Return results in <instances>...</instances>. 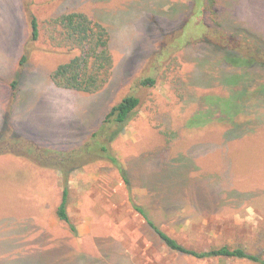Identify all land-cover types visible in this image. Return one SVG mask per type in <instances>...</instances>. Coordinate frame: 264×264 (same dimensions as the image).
Wrapping results in <instances>:
<instances>
[{
  "label": "rangeland",
  "instance_id": "obj_1",
  "mask_svg": "<svg viewBox=\"0 0 264 264\" xmlns=\"http://www.w3.org/2000/svg\"><path fill=\"white\" fill-rule=\"evenodd\" d=\"M69 11L110 33L112 76L96 94L59 89L50 80L70 56L51 47L45 26ZM191 12L192 0H0V132L69 153L121 97L140 100L108 146L129 186L108 161L77 159L68 176V223L55 214L60 171L25 153L0 155V264H254L168 250L130 200L187 248L242 246L264 259V0H205L202 24ZM202 36L222 48L176 45ZM236 50L257 52L258 60L244 70L250 81L232 87L227 74L242 70L222 57ZM144 77L155 85L136 87ZM242 90L244 99L226 100L230 113L209 117L203 97L226 99ZM197 114L211 122L188 126ZM157 157L168 159L173 175L168 183L154 179L158 197L142 185L159 173ZM163 195L182 203L167 206Z\"/></svg>",
  "mask_w": 264,
  "mask_h": 264
},
{
  "label": "trees",
  "instance_id": "obj_2",
  "mask_svg": "<svg viewBox=\"0 0 264 264\" xmlns=\"http://www.w3.org/2000/svg\"><path fill=\"white\" fill-rule=\"evenodd\" d=\"M192 1L193 12H191L190 17L197 15L200 23H203L205 0ZM31 28L32 37L35 39L38 33L35 19L31 20ZM45 37L54 50L70 56L66 62L57 65L50 74V80L55 87L92 95L102 91L109 84L112 76L113 57L110 50V33L104 24L91 19L83 12L69 11L52 17L47 21L45 26ZM190 43L208 46L212 45L210 50L215 49L217 51H219L221 47L211 43V41L205 36H202L201 38L188 37V40L184 43H178L176 40V45L179 47ZM229 52L225 54L223 53L222 63H225L232 68L239 67L242 70V74H227L230 77H233L228 81V84L233 87L240 82L245 81V83H248L250 79H248L244 70L256 65L258 60L257 52H250L246 55L237 50ZM25 60L26 58L23 57L21 60L22 63H24ZM237 76L239 78H237ZM201 77L202 75L199 74L198 78L202 79L203 77ZM155 82L156 80L154 77H144L138 79L135 82V86L150 88L155 85ZM239 92L240 91L235 92L236 94L233 93L235 96L230 95L226 99L222 97H203V101L207 104L209 117L213 116L214 118L216 117L214 115H227V113H230V109L227 107V101H234V99L238 101L239 97L242 96V99H244L245 91L240 95L238 94ZM139 104V98L133 93L121 97L120 100L106 110L100 120L99 126L91 132L87 141H85L79 149L70 150L69 153H63L61 151L52 152L53 150L38 148L36 145L16 136V134L13 135V132L10 133L7 128H3L0 132V155L11 151L19 154L25 153L33 160L42 162L44 165L60 171L63 177L62 195L55 214L58 220L68 223V176L70 171L74 170L78 165L76 163L77 159L80 161L81 158H83V162L96 161L99 159L108 161L117 169L125 185L127 187L129 186L130 181L126 169H124L119 159L110 152L108 146L109 143H111L114 138L122 132V128L131 121ZM224 104H226L225 108H223ZM240 109L241 107L231 117L232 119L239 113ZM204 116L197 114L188 122V126H202L211 122V119L208 118L206 120ZM206 117H208L207 113ZM201 118H204L205 121H200ZM216 118L217 120H220L221 116ZM232 119L229 121H232ZM156 159L160 160L157 161L156 164L160 169L159 173L155 174L154 177L142 179V185L150 191H153L155 194L158 192V194L155 195L158 197L159 191L154 188V179L160 177V179L163 180L162 182L165 183L167 182V179L172 178L173 175L168 174L169 169H166V167L170 168V166H168V159L165 161V158L163 157H157ZM173 172L177 175L180 174L176 169H173ZM161 199L167 206L182 203L179 198L175 199V197L172 196L163 195V198L161 197ZM130 202H132L131 205L133 210L145 220L146 225L170 251L178 252L198 260L221 258L246 260L254 264H264V259H262L260 255L250 253L242 246H229L225 244L219 247H210L209 249L202 251L187 248L162 230L156 222L150 218L145 206L137 205L132 200H130Z\"/></svg>",
  "mask_w": 264,
  "mask_h": 264
}]
</instances>
